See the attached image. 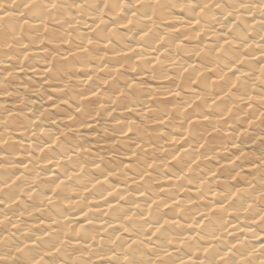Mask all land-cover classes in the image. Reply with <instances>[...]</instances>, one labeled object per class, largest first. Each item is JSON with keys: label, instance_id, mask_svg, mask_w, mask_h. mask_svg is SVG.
Masks as SVG:
<instances>
[{"label": "bare ground", "instance_id": "6f19581e", "mask_svg": "<svg viewBox=\"0 0 264 264\" xmlns=\"http://www.w3.org/2000/svg\"><path fill=\"white\" fill-rule=\"evenodd\" d=\"M257 141L264 0H0V264H264Z\"/></svg>", "mask_w": 264, "mask_h": 264}, {"label": "rangeland", "instance_id": "374dc122", "mask_svg": "<svg viewBox=\"0 0 264 264\" xmlns=\"http://www.w3.org/2000/svg\"><path fill=\"white\" fill-rule=\"evenodd\" d=\"M264 142L263 141H257L254 143L253 146H250V149H252V151L255 153H259V147L263 144ZM263 147H264V144H263ZM248 149V148H247Z\"/></svg>", "mask_w": 264, "mask_h": 264}]
</instances>
